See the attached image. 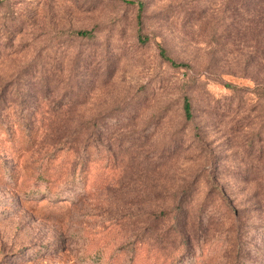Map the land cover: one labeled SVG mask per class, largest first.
<instances>
[{"label": "rangeland", "instance_id": "374dc122", "mask_svg": "<svg viewBox=\"0 0 264 264\" xmlns=\"http://www.w3.org/2000/svg\"><path fill=\"white\" fill-rule=\"evenodd\" d=\"M132 1L0 0V264H264V0Z\"/></svg>", "mask_w": 264, "mask_h": 264}, {"label": "trees", "instance_id": "16d2710c", "mask_svg": "<svg viewBox=\"0 0 264 264\" xmlns=\"http://www.w3.org/2000/svg\"><path fill=\"white\" fill-rule=\"evenodd\" d=\"M125 3H128V4H137L138 7H139V11L141 12L143 9H144V3L142 2H136V1H132V0H121ZM140 17V15H139ZM140 24V22H139ZM76 34L78 36H81V37H88V36H91L92 34V31H83V30H80V31H77ZM160 55L161 57L164 59V60H167V61H170L171 64L173 66H177V67H180L182 66L183 64L182 63H176L174 60H172L166 53V50L161 48L160 49ZM183 110H184V114H185V117L187 120H191L193 118V114H192V104L190 102V99L188 97H185L184 98V103H183Z\"/></svg>", "mask_w": 264, "mask_h": 264}]
</instances>
